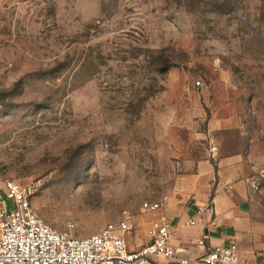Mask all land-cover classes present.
I'll list each match as a JSON object with an SVG mask.
<instances>
[{"label": "rangeland", "instance_id": "obj_1", "mask_svg": "<svg viewBox=\"0 0 264 264\" xmlns=\"http://www.w3.org/2000/svg\"><path fill=\"white\" fill-rule=\"evenodd\" d=\"M219 160L264 224V0H0V177L54 231L135 223Z\"/></svg>", "mask_w": 264, "mask_h": 264}, {"label": "built area", "instance_id": "obj_2", "mask_svg": "<svg viewBox=\"0 0 264 264\" xmlns=\"http://www.w3.org/2000/svg\"><path fill=\"white\" fill-rule=\"evenodd\" d=\"M199 86V83H196ZM254 191L258 188L254 186ZM34 185L22 187L12 180L0 177V264H136L151 256L172 258L169 248L170 222L165 214L167 199L144 202V215L157 214L146 230V244L138 251L129 252L126 235L134 230V223L124 219L110 223L97 233L76 239L66 233H58L46 225L31 207ZM9 201L12 206L4 205ZM209 207L202 205L195 210V216L187 223L190 227L198 224ZM208 228L220 231L224 222L219 216L209 219ZM208 236L198 241L206 252L198 259L176 260L174 264H238L236 243L227 246L207 245Z\"/></svg>", "mask_w": 264, "mask_h": 264}, {"label": "crops", "instance_id": "obj_3", "mask_svg": "<svg viewBox=\"0 0 264 264\" xmlns=\"http://www.w3.org/2000/svg\"><path fill=\"white\" fill-rule=\"evenodd\" d=\"M200 166L192 180L193 193L190 197L170 198L165 214L170 222L169 248L172 258L154 255L136 264H174L176 260L192 261L200 258L206 247L198 241L208 236L207 245L227 246L231 241L238 249V264H264V227L257 217V195L251 179L244 176L243 170L234 161L219 160L214 165ZM10 206L9 201L3 202ZM206 205V214L198 219L195 227L187 225L195 216L197 207ZM223 219L224 226L218 232L208 228L213 216ZM157 214L144 215L135 220L134 230L126 235L129 252L138 251L146 242V230Z\"/></svg>", "mask_w": 264, "mask_h": 264}]
</instances>
